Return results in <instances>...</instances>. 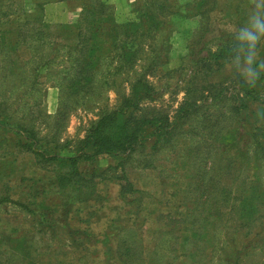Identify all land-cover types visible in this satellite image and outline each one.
<instances>
[{
	"label": "rangeland",
	"instance_id": "rangeland-1",
	"mask_svg": "<svg viewBox=\"0 0 264 264\" xmlns=\"http://www.w3.org/2000/svg\"><path fill=\"white\" fill-rule=\"evenodd\" d=\"M40 1L44 2L40 13L27 10L29 20L27 16L10 15L9 26L24 29L26 20L30 25L43 23L55 27L69 26L72 29L67 27L66 33L61 31L55 34V29H51L50 32L54 34L47 41L51 43L54 39H63L73 43L69 46L62 44L50 47L49 43L43 44L35 36L27 37L23 46L25 49L22 48L23 53H19L20 58L17 60L19 66L9 68L6 74L8 81L2 86V93L0 91V107H6V112L10 113L13 121L10 123L33 125L35 136L44 146L53 147L54 144L49 140L55 133V140L59 144L69 142L67 148L70 150H73L77 140H82L87 135L93 121L105 112L115 111L124 97L132 95L134 81L147 68L152 58H158L162 62L157 71L184 67L182 75L172 73L164 77L159 72H145V77L154 90L153 99H147L144 104L150 103L163 107L169 113L174 112L184 97L183 83L189 79L190 62L207 56L206 50L209 48L215 50L221 45L220 39L231 43L238 39V33L250 27V16L255 3V0H217V10L210 14L212 29L207 32L203 30V18L198 16L206 0H168L164 17L157 4L151 8L146 7L149 0ZM102 1L105 3L101 7L102 12H86L98 10L97 3ZM2 2L7 5V0ZM17 4L15 1V6L10 9L17 10ZM234 7H239V10L235 11ZM100 18L105 20L96 28ZM34 19L38 20L32 23ZM116 24L121 26L120 29ZM137 28L143 34L149 32L150 35L134 39L129 44L130 51L127 54L130 55L134 50L137 52L133 68L127 70L126 65H122V68L119 66L114 56L123 45L121 33L126 34L130 29ZM77 34L81 35V39L96 36L93 39L95 55L100 56L101 60L87 95L67 97L62 88L68 83L67 72H74L72 63L76 53H70L69 47L77 42L76 38L73 40ZM71 35L74 36L69 40ZM98 38H102L101 43ZM261 40L262 48L256 51V67L264 75V67L260 65L264 61V39ZM222 68L215 74L213 81H227L236 73L243 74L246 71L244 61H232ZM17 71L25 76L20 84L16 80L18 78L14 77L18 74ZM106 79L110 83L108 86L102 84ZM12 80L17 81L18 85L13 84ZM112 81L116 86H111ZM230 87L225 93L227 97L237 88L235 85ZM255 92L257 96L255 95L254 101L248 99L243 92H238L234 99V104L239 107L238 116L232 117L235 119L233 122L221 123L219 131H223L219 132V137L224 136L230 124L239 125L238 136L244 141L245 147H248L249 161L246 162V170L236 173V185H241L244 180L247 184L246 175L251 171L257 184L264 188V163L259 159L255 140H264V80L256 83ZM219 108L220 106L203 108L201 116L215 110L221 111ZM60 111L66 112L65 118L57 117ZM196 125L192 121L185 125L183 135L174 140L176 142L171 148L160 142L153 150L150 139L133 151L117 157L102 155L79 163V169L83 170L85 177L95 173L94 170L102 173L104 180L97 193L101 199H105L104 207L101 211H95L86 206L85 209L73 206L66 219L62 217L66 215L62 210L67 208L64 203L67 201L65 195H71H60L52 187V168L39 164L31 148L19 149L16 141L24 140L21 134L10 129H0V182L8 181L6 185L11 187L9 196L12 200L0 201V264H225L218 251V240L224 235L232 237L236 244L234 246L239 244L240 252L235 257L240 261L236 264H264L263 219L261 222L255 221L249 234H244L246 228L226 234L227 229L222 227L223 224L220 225L211 232L212 246L204 249L207 259L202 258L197 250L198 246L202 247V242L196 243L197 246L188 244L183 255L174 258V249H179L176 243L181 242L182 238L175 241L177 233L172 231L175 224L171 220L175 217L186 218L196 205L194 211L199 210L196 202L194 205L190 204L192 201L189 197L192 194L186 192L187 189L191 191L188 187L192 182L191 168L174 166V163L176 159L179 162L185 160L183 148L187 145L195 146L198 141H211L207 133L202 132L198 136L195 132L197 130L192 131L191 126ZM148 162L157 167L150 168ZM124 172L135 179L136 187L145 191L137 202L140 205L145 203L147 209L135 221L124 212L125 209H131L126 207V197L120 194ZM19 202L25 205L29 203L31 212H39L45 206L47 210L57 211L54 229L41 225L34 214L15 204ZM88 204L92 206L93 202ZM82 229H86V232ZM192 234L186 232L182 243H187ZM130 242L134 244H128Z\"/></svg>",
	"mask_w": 264,
	"mask_h": 264
},
{
	"label": "trees",
	"instance_id": "trees-1",
	"mask_svg": "<svg viewBox=\"0 0 264 264\" xmlns=\"http://www.w3.org/2000/svg\"><path fill=\"white\" fill-rule=\"evenodd\" d=\"M2 1L0 0L1 93L2 86L8 81L6 74L9 68L11 69L16 65L19 66L17 60L20 58L19 53L25 49L23 46L26 43L27 37L31 38L35 36L43 44L49 43L51 45L50 47L62 44L69 46L70 43H73V41H64L61 38L60 41L59 39H54L51 43L47 41V38H52L54 34V32H50L51 29H55V34L61 31L66 33L67 27L69 26L57 25L55 27L43 23L37 25H30L28 23L29 14H27V10H35L40 13L44 2L40 0H7V5H5ZM15 1L18 2L16 5L17 10L10 9L12 6H15ZM167 3L168 0H149V3H146V7L151 8L154 4H157L161 10V16L164 17L166 15L165 8L167 7ZM97 4L99 5L98 10L86 12H98V14L102 12L101 7L105 3L102 1ZM217 5V0H206L203 3V10L198 14L204 20L203 30L207 32L212 29L210 14L217 10ZM238 8L234 7V10L237 11L239 10ZM10 15L27 16L24 29L22 27L11 28L8 24ZM37 20L34 19L32 23ZM104 20L100 18L96 28ZM237 20L238 17L235 18L236 22ZM116 27L120 29L121 26L116 24ZM69 29H72V27H69ZM143 33L139 28L130 29L126 34L124 32L121 33L120 38L122 39L123 45L120 47V52L114 56L121 68L122 65H126L127 70L133 68L137 51L134 50L128 55L127 53L130 51L129 44L134 39L137 40L150 35L149 32L147 34ZM73 36L71 35L68 39H72ZM94 37L88 36L81 39L80 34L73 37V40L76 38L77 42L69 47V50H71L70 53H76V57L72 63L74 72H67L66 77L68 78V83L62 88L67 97L79 96V94L83 97L87 95L91 88L89 86L101 60L100 56L95 55ZM98 40L100 43L102 42V38H98ZM89 41L92 42L89 43ZM220 41L221 45H218L215 50L211 48L206 50L207 56L198 57L190 62L189 79L183 83V85L185 84L184 97L179 102L177 109L174 112L172 111V116V112L169 113L163 107L150 103L144 104L147 99H153L152 92L154 90L151 83L146 79L145 72L151 74L159 72L164 77L172 73L182 75L181 71L184 70V67H179L171 71L168 69L157 71L162 65V62L158 58H152L147 68L134 81L132 95L124 97L115 111L105 112L96 121L91 123L87 135L82 140H77L73 146V150L71 149L75 151V154H72V151L67 148L69 142L65 141V143L59 144L55 140V133L49 140L54 145L52 148H48L35 136L36 132L33 125L25 126L18 123L15 125L10 123L13 121H11L12 117L10 113L6 112V107H0V129H10L14 130L17 134H21L24 140L19 139L16 141L19 149L21 150L23 147L31 148V152L38 158L39 164L43 165V167L48 166L52 168V187L60 192V195L63 194L64 196V193L71 195H65L67 201H64V203L67 208L66 210H62L66 214L62 217L66 219L67 214L71 212L70 208L73 206H80L83 209L86 206L93 208L95 211H101L104 207L105 199H101V196L97 193L99 185L104 180L102 173L94 170L95 173H91L89 177H85L83 170L79 169V163L89 161L92 158L95 159L102 155L117 157L120 154L133 151L135 147L140 146L143 142L150 139L153 143V150L156 144L160 142L168 144L169 148H171L174 142H176L174 140L179 139V136L183 135V127L189 124L190 121L195 122L197 125L195 127L191 126L192 131L197 130L195 132L198 136L202 132L207 133L211 141L210 143L198 141L195 143V146L187 145L183 148L185 160L179 162L176 159V163H174V166H189L191 168L192 182L188 186L191 191L187 189L186 192L187 194L189 192L192 194V197H189V200L192 201L190 204L194 205L196 202L195 204H198L199 209L194 211L197 208L196 205L195 209H192L190 215L186 218H172L173 220L171 221L175 224L172 231L173 233H177L175 241L182 238L181 242L176 243L179 245V249H174V258L177 259L180 255H183V250L187 249L188 244L197 246L196 243L202 242V247L198 246L197 250L200 251L202 258L207 259L205 258L207 255L204 254V249L212 246L213 237H210L211 232H214L220 225L223 224L222 227L227 229L226 234L232 231L238 232L243 228L247 229L244 234H249L250 228L255 224V221L261 222V219L264 220V188L257 184L254 174L249 171L246 175V181L248 183L245 184L244 180L241 185H236V173L243 169L246 170L245 165L249 161L247 156L248 147H245L244 141L238 136L239 125L228 123L230 125L227 127L224 136L219 137V132L223 131H219L221 123L233 122L235 120L233 118H237L238 116L239 107L234 104V99L238 96V92H243L248 99L254 101L255 95L257 96L255 92L256 83L262 82L264 75L260 73L253 85L245 83L243 81V74L238 73L227 81H213L212 79L215 78V74L228 63L232 61L243 62L244 51L238 39L232 41V43L224 39H220ZM261 48L262 40L258 42L255 51ZM114 49L115 46H113L112 50ZM17 73L14 77L18 78L16 80L20 84L25 76L20 71H17ZM17 81L12 80L11 82L18 85ZM102 84L108 86L110 83L106 79ZM234 85L237 86L234 89L237 92L234 93V90H232L230 96L227 97L225 93L230 90L227 88L229 86L234 87ZM111 86H116L114 81L111 82ZM223 86L226 88L223 89ZM212 106H220L219 110L221 111L215 110L201 116V110L203 108ZM242 108H244L243 105ZM64 112L60 111L57 117L65 118L66 112ZM255 140L256 145H258L259 159L264 163V140ZM182 145H185V143ZM88 148L90 149L87 151ZM148 164L150 168L157 167L151 165L149 162ZM121 181L123 183L120 185V194L126 197V207L131 208L125 209L124 212L133 217L131 219L132 221H135L147 209L145 203L140 205L137 202L141 200L145 191L143 188L136 187L135 179L129 177L126 172L123 173ZM7 182H0L1 202H12L9 196L11 187L6 185ZM90 202H93L92 206L88 204ZM15 204H18L27 212L34 214L39 223L48 229H54L57 224V218H55L57 211L47 210L45 206L39 212H31L28 208L30 206L29 203L27 205L21 202ZM144 220L145 218L143 217L142 221ZM179 223H182V225L179 226ZM86 229L82 230L86 232ZM186 232L190 234L196 233L190 236L192 238H187V243H182ZM209 233L210 235L208 236ZM218 242V251L221 253L220 256L222 257L223 263L236 264L240 261L238 257H235L240 252L238 249L239 244L234 246L236 244L231 236L224 235ZM128 244L133 245L134 243L130 242ZM232 248L234 249L233 252H231ZM119 259L124 263L120 256Z\"/></svg>",
	"mask_w": 264,
	"mask_h": 264
},
{
	"label": "clouds",
	"instance_id": "clouds-1",
	"mask_svg": "<svg viewBox=\"0 0 264 264\" xmlns=\"http://www.w3.org/2000/svg\"><path fill=\"white\" fill-rule=\"evenodd\" d=\"M243 47V61L246 71L243 73V81L248 85L255 84L259 74L257 70V54L255 49L261 39H264V0H255L252 15L250 16V27L242 29L237 36ZM264 67V61L260 62Z\"/></svg>",
	"mask_w": 264,
	"mask_h": 264
}]
</instances>
